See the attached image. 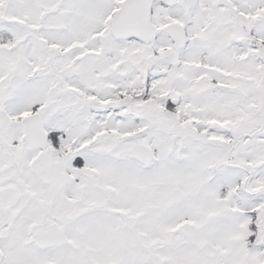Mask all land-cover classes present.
<instances>
[{"label":"snow or ice","instance_id":"1","mask_svg":"<svg viewBox=\"0 0 264 264\" xmlns=\"http://www.w3.org/2000/svg\"><path fill=\"white\" fill-rule=\"evenodd\" d=\"M0 264H264V0H0Z\"/></svg>","mask_w":264,"mask_h":264}]
</instances>
